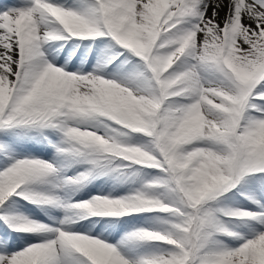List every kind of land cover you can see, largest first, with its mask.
<instances>
[{"label": "snow or ice", "instance_id": "1", "mask_svg": "<svg viewBox=\"0 0 264 264\" xmlns=\"http://www.w3.org/2000/svg\"><path fill=\"white\" fill-rule=\"evenodd\" d=\"M0 264H264V0L0 2Z\"/></svg>", "mask_w": 264, "mask_h": 264}]
</instances>
